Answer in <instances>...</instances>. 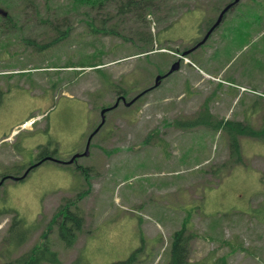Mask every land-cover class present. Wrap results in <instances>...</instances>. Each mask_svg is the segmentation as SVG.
<instances>
[{
    "label": "rangeland",
    "instance_id": "374dc122",
    "mask_svg": "<svg viewBox=\"0 0 264 264\" xmlns=\"http://www.w3.org/2000/svg\"><path fill=\"white\" fill-rule=\"evenodd\" d=\"M2 1L12 19L0 16V177L10 176L0 208L16 207L34 226L19 252L61 202L87 191L76 203L84 218L75 243L65 247L55 226L48 232L61 264L80 253L87 264H107L137 248L135 264H168L184 219L190 264H264V140L239 137L243 163L232 164L224 131L178 123L203 112L264 125V0H238L184 58L232 0H158L139 15L118 13L120 0H105L100 13L85 0ZM50 18L68 34L41 48L61 35ZM100 22L116 33L93 32ZM177 60L180 68L149 90ZM252 83L259 94L241 91ZM144 89L106 111L83 154L101 109ZM45 149L55 159L11 177ZM10 218L0 213V262Z\"/></svg>",
    "mask_w": 264,
    "mask_h": 264
},
{
    "label": "trees",
    "instance_id": "16d2710c",
    "mask_svg": "<svg viewBox=\"0 0 264 264\" xmlns=\"http://www.w3.org/2000/svg\"><path fill=\"white\" fill-rule=\"evenodd\" d=\"M33 1L34 0H21V2L24 3L33 2ZM78 1L84 3V0H78ZM85 1L87 2V4H89L88 6L96 7V10L98 11V13H100V9L103 8L102 3L105 0H85ZM2 2L3 1L0 0L1 3L0 7L7 11V16H5L3 20L5 22V20L12 19L11 11L6 7V5H8V1L4 2L3 4ZM70 5L72 7L77 6V3L74 1L73 3H70ZM157 6H158V0H120V4L118 6L117 12L123 14L132 11L131 13H135L136 15H139L138 13L140 11H143L146 8L154 9L157 8ZM34 10L35 8L33 7L32 11ZM18 11H21L22 13L24 12L23 9L17 10L16 12L18 13ZM69 11L70 9H68V12ZM102 11L105 10L102 9ZM105 16L107 17L109 15L106 14ZM102 20L104 19H100V21ZM47 22H49L50 24L49 26H51L53 22L52 18H50V20H47ZM58 22L59 21L55 23L53 22L54 24L52 26L54 27L55 31L61 32V35L57 36L55 39L51 40L50 42L41 45V48L54 45L57 43V41L67 36L68 34L67 31L66 30L63 31L62 29H60ZM210 24H208L207 26H209ZM97 27L96 28L91 27L90 29L93 32L101 31L102 33L103 32L105 33L106 32L105 29H109L111 25L106 27L104 23L103 25L101 24L98 25ZM106 33L114 34L116 32L113 29H110ZM149 50L153 51V49H149ZM142 53L144 52L140 51L137 54H142ZM97 65L98 64H92L82 67H94ZM3 94L4 91L0 89V102L2 100ZM126 100H128L127 97ZM178 123L184 125L185 127H195V126L203 125V126L212 127L216 130L224 131L228 138L229 157L232 161V164L243 163L239 137L247 136L259 140H264V125L260 128H254L247 122L242 123L237 120H229V119L214 120L211 119L209 113L202 112L201 114L194 116L189 121L178 120ZM46 156H53V155L47 152L45 149L43 153H41L38 159L40 160L44 158L43 160L40 161V163L47 160ZM34 164H36V162L30 163L29 165L26 166L27 168L30 167L29 171H31L35 166H37ZM26 167L22 166L20 170L12 174L14 176H20L23 174V172H21L22 169ZM76 167L78 170H81L83 172L85 170V168H81V166L79 165H77ZM7 174L8 172L3 173L0 178L5 177ZM86 194L87 191H83L78 193L74 200L65 199V201L61 202L59 206L56 208L52 217L50 218L49 224L41 231L38 239L34 241L33 245H31L29 249L24 250L21 253L19 252V250L28 241L34 226H32V224H29L26 221L24 215L21 214L16 207L11 205L0 208V213L11 214L9 224L6 229V235L4 237V245H5L4 248L8 253L7 254L8 257L6 258V261L0 262V264H61L57 252L55 250H52V248L49 246L47 239L48 232L52 230V226H55L56 235L59 238V240L62 242V244L65 247H71L75 243L78 232L82 229L83 218H84L82 211L79 210L76 203ZM71 205H74V208H71ZM261 210L262 213L260 215L261 216L260 219L264 221V209ZM186 227H187V219H184L181 227L174 230L173 234H171L170 243H169L170 258L168 257L169 258L168 264H190L187 258L190 234H188ZM140 250L141 248H137L125 259L112 261L107 264H135L137 262V255L139 254ZM223 259L224 258L222 259L220 258V260ZM69 264H87V263L84 262V260L82 259V253H80L71 262H69Z\"/></svg>",
    "mask_w": 264,
    "mask_h": 264
},
{
    "label": "water",
    "instance_id": "95a60500",
    "mask_svg": "<svg viewBox=\"0 0 264 264\" xmlns=\"http://www.w3.org/2000/svg\"><path fill=\"white\" fill-rule=\"evenodd\" d=\"M238 0H233L231 3H229V4H227L222 10H221V12H220V14L218 15V17H217V19H216V21L212 24V26L207 30V32L205 33V35L203 36V38L199 41V42H197L192 48H190L189 50H187V51H185L184 53H183V55H185V54H187L189 51H192V50H194V49H196L197 47H199L200 45H202L206 40H207V38L209 37V35L212 33V31L214 30V28L221 22V20H222V18H223V15H224V13L232 6V5H234L236 2H237ZM0 14L2 15V16H6L7 15V11L5 10V9H3V8H1L0 7ZM179 68V60H177V61H175L171 66H170V69L165 73V74H163V75H157L156 76V78H155V83H154V86H157L158 84H159V81L164 77V76H166V75H168V74H170L172 71H174V70H177ZM138 97V96H137ZM136 99V97H134L133 99H131L130 101H128V102H126L125 101V98L124 97H121V100L125 103V104H127V105H130L134 100ZM119 100L120 99H117L116 100V102L111 106V107H107V108H103L102 110H101V121H100V124L97 126V128L95 129V131L89 136V138H88V141H87V145H86V149H85V151H84V153L83 154H88V147H89V141H90V138H91V136L100 128V126L104 123V113L107 111V110H109V109H111L112 107H115L117 104H118V102H119ZM78 155H80V154H76V155H74L68 162H72L73 161V159H75ZM49 158H51V157H49ZM40 162H38L37 164H39ZM37 164H34V165H37ZM29 169H30V167L21 175V176H16V177H14V176H11L13 179H19V178H22V177H24L26 174H27V172L29 171ZM3 181V179H1V181H0V184H1V182Z\"/></svg>",
    "mask_w": 264,
    "mask_h": 264
},
{
    "label": "flooded vegetation",
    "instance_id": "af4514ba",
    "mask_svg": "<svg viewBox=\"0 0 264 264\" xmlns=\"http://www.w3.org/2000/svg\"><path fill=\"white\" fill-rule=\"evenodd\" d=\"M228 3H230V2H227L226 5H227ZM220 11H221V10H220ZM211 25H212V24H211ZM209 27H210V26H209ZM119 97H121V95L116 96L114 102H115Z\"/></svg>",
    "mask_w": 264,
    "mask_h": 264
},
{
    "label": "crops",
    "instance_id": "0c3cea01",
    "mask_svg": "<svg viewBox=\"0 0 264 264\" xmlns=\"http://www.w3.org/2000/svg\"><path fill=\"white\" fill-rule=\"evenodd\" d=\"M256 83V82H255ZM257 84V83H256ZM256 84H254V83H252V87H257L258 85H256Z\"/></svg>",
    "mask_w": 264,
    "mask_h": 264
},
{
    "label": "built area",
    "instance_id": "2783aa9c",
    "mask_svg": "<svg viewBox=\"0 0 264 264\" xmlns=\"http://www.w3.org/2000/svg\"><path fill=\"white\" fill-rule=\"evenodd\" d=\"M241 90L245 91V90H247V88H245V87H241Z\"/></svg>",
    "mask_w": 264,
    "mask_h": 264
}]
</instances>
